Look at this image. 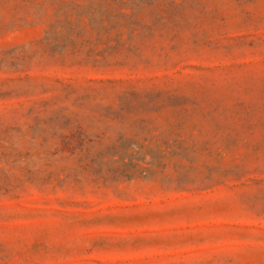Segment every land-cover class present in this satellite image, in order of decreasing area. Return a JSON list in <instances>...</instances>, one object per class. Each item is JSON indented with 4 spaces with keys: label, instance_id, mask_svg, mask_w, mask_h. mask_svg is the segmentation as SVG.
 Wrapping results in <instances>:
<instances>
[{
    "label": "rangeland",
    "instance_id": "1",
    "mask_svg": "<svg viewBox=\"0 0 264 264\" xmlns=\"http://www.w3.org/2000/svg\"><path fill=\"white\" fill-rule=\"evenodd\" d=\"M0 264H264V0H0Z\"/></svg>",
    "mask_w": 264,
    "mask_h": 264
}]
</instances>
